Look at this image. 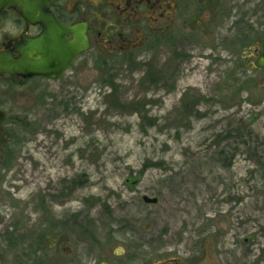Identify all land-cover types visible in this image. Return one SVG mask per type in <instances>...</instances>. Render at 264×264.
Returning <instances> with one entry per match:
<instances>
[{
  "label": "rangeland",
  "instance_id": "obj_1",
  "mask_svg": "<svg viewBox=\"0 0 264 264\" xmlns=\"http://www.w3.org/2000/svg\"><path fill=\"white\" fill-rule=\"evenodd\" d=\"M190 7L181 35L195 15L204 30L189 21L180 48L124 61L98 48L20 91L15 158L0 170V260L106 264L104 253L141 246L147 260L206 264L210 226H242L264 248V70L248 61L264 0H223L211 17Z\"/></svg>",
  "mask_w": 264,
  "mask_h": 264
},
{
  "label": "flooded vegetation",
  "instance_id": "obj_2",
  "mask_svg": "<svg viewBox=\"0 0 264 264\" xmlns=\"http://www.w3.org/2000/svg\"><path fill=\"white\" fill-rule=\"evenodd\" d=\"M41 1L48 4L47 12L52 16L59 30L56 27L47 28L36 18L31 22L30 2L0 0V170L12 166L15 158V147L18 144L14 137V127L17 125L14 124V117H17L15 112L22 103L20 91L25 93L26 87L30 86L31 82L52 83L62 79L69 71L77 69L79 60L98 48L102 52H108V56L112 59L124 61L153 48L167 49L178 46V40H189L193 37L194 31L188 29L189 21L194 20L192 23L198 25L195 28L197 33L204 30V27H201V20H195L194 17H197L195 15L189 21H185L188 22L187 32L181 35L179 23L184 15L182 11L188 10L190 6L197 7L205 13L208 10L206 14L211 17L212 13H215V5L223 0ZM217 15L221 16V14ZM68 29H76L79 33L84 31L89 47L73 57L71 65L59 78L48 79L41 76L25 78L11 72L12 66L23 54L31 56L36 40L47 33L60 37L65 42L73 41L74 34L64 33V30ZM262 51L261 41L254 49V55L248 58L249 66L258 72L264 70L255 68V62L259 61ZM212 228L210 226L205 230L206 248L203 256L206 264H264V248H260L258 236L244 235L245 228L242 226H231L228 230L217 232L213 236ZM5 235L2 237L4 240H6ZM106 253L103 254L106 264H195L190 259H187L188 261L180 259L178 257L180 253L161 255L153 260H147L141 246L132 247L121 254ZM187 254L190 255V252L188 251ZM102 262V259L96 258L93 264H102ZM0 264L6 262L0 260Z\"/></svg>",
  "mask_w": 264,
  "mask_h": 264
},
{
  "label": "water",
  "instance_id": "obj_3",
  "mask_svg": "<svg viewBox=\"0 0 264 264\" xmlns=\"http://www.w3.org/2000/svg\"><path fill=\"white\" fill-rule=\"evenodd\" d=\"M24 1L31 3V22L36 18L37 21L43 22L47 28H57L52 16L47 12L48 4L41 0ZM66 32L74 34L75 38L73 41L65 42L62 38L47 33L36 40L30 57L25 53L20 57L19 61L15 62L12 66L13 71L11 72L25 78L34 76L48 79L59 78L63 71L71 65L73 57L86 51L89 47L84 31L79 33L76 29H68L64 30V33ZM262 46L264 48V41L262 42ZM45 47L46 49H44ZM256 67L259 69L264 68V49L261 52L259 61L256 62ZM144 201L147 204L157 203V199H149L147 197H144Z\"/></svg>",
  "mask_w": 264,
  "mask_h": 264
}]
</instances>
